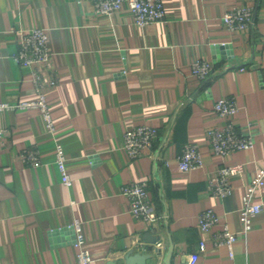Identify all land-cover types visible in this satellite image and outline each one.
Returning <instances> with one entry per match:
<instances>
[{"label":"crops","instance_id":"obj_1","mask_svg":"<svg viewBox=\"0 0 264 264\" xmlns=\"http://www.w3.org/2000/svg\"><path fill=\"white\" fill-rule=\"evenodd\" d=\"M166 17L145 27L134 23L127 6L99 14L94 0H0V101L36 97L32 70L12 54L21 30L42 27L49 34L50 68L59 83L47 99L56 124L51 133L36 108L0 112V264H77L78 248L70 224H84L94 264H107L132 249L146 251L160 236L156 264H264V186L255 196L263 204L252 230L241 232L239 210L245 188L264 166V0H163ZM254 9V27L231 32L222 23L233 6ZM228 48H218V46ZM198 59L215 70L201 80ZM235 98L239 110L229 119L215 102ZM228 120L254 146L226 157L215 155L206 138ZM148 124L159 131L151 151L131 158L124 150L128 128ZM193 142L203 166L184 171L178 157ZM67 157L72 185L62 181L57 144ZM35 146L41 165L20 157ZM241 163L226 197L211 193L209 178L224 164ZM149 180L161 214L154 226L136 218L122 186ZM213 208L238 238L229 249L213 242L215 226L203 232L200 213ZM205 241L206 248L200 247Z\"/></svg>","mask_w":264,"mask_h":264},{"label":"built area","instance_id":"obj_2","mask_svg":"<svg viewBox=\"0 0 264 264\" xmlns=\"http://www.w3.org/2000/svg\"><path fill=\"white\" fill-rule=\"evenodd\" d=\"M95 10L99 14L110 15L121 10L124 6L130 10L134 23L140 27L159 22L166 17L163 0H94ZM254 9L251 6H233L222 17L223 25L231 32H244L254 27ZM51 51L49 48V34L45 28L36 27L21 30L19 33L18 47L12 54L13 60L32 70V80L36 97L31 100H23L16 103L0 101V112L5 110H18L36 108L40 110L49 132L56 131L50 104L47 99L48 91L59 83L58 75L50 68ZM193 74L204 80L211 76L215 70L214 64L207 59H198L193 62ZM214 108L218 114L229 119L238 112L239 107L234 97L225 96L215 102ZM7 135V130H0V140ZM159 136L156 127L141 124L128 128L124 134V150L131 158H136L145 152L151 151ZM207 141L212 152L220 157H226L233 151L250 149L254 146V134L244 135L239 132L235 124L228 120L221 127L210 128L206 133ZM20 157L23 162L33 166L41 165L40 151L35 146L24 148ZM67 157L61 143L56 148V163L61 172L65 185H72L71 174L66 165ZM203 155L199 146L193 142L184 145L178 157L179 167L184 171H191L203 166ZM244 172L241 163L224 164L209 178L211 193L217 197H226L232 192L231 177ZM264 186V166L256 171L245 188L243 205L239 210L241 232L245 236L252 230L253 218L262 212L263 204L256 202L257 191ZM122 193L129 200V209L132 214L141 220L154 226L160 219L167 218L168 214L158 212L150 194L149 180H131L122 186ZM201 231L206 232L215 226L220 229L213 233V242L217 246L224 245L233 256V245L238 238V232L232 231L226 222H222L213 208L203 210L198 219ZM70 227L75 233L74 244L78 248L77 264H94L90 249L87 247L84 224L75 219ZM201 248H206L205 241L200 242ZM199 254L190 255L186 263L196 264Z\"/></svg>","mask_w":264,"mask_h":264},{"label":"water","instance_id":"obj_3","mask_svg":"<svg viewBox=\"0 0 264 264\" xmlns=\"http://www.w3.org/2000/svg\"><path fill=\"white\" fill-rule=\"evenodd\" d=\"M228 48L227 46H218V48ZM150 244L144 246L146 251H137L136 249L129 250L123 256L109 261L107 264H156L158 254L160 252L159 242L160 236L152 237L148 240ZM171 252H169L165 259V264H171L170 262Z\"/></svg>","mask_w":264,"mask_h":264}]
</instances>
